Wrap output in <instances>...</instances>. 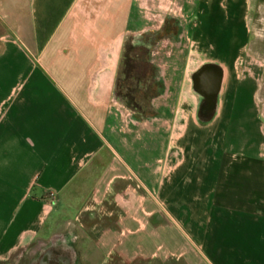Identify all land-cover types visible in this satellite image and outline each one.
Listing matches in <instances>:
<instances>
[{"label":"crops","instance_id":"0c3cea01","mask_svg":"<svg viewBox=\"0 0 264 264\" xmlns=\"http://www.w3.org/2000/svg\"><path fill=\"white\" fill-rule=\"evenodd\" d=\"M196 13L247 18L242 0H0V263L59 238L69 264H264V131L253 88L258 138L237 139L239 57L207 60L223 71L208 118L179 52L206 33L158 43L152 112L116 94L125 37Z\"/></svg>","mask_w":264,"mask_h":264},{"label":"rangeland","instance_id":"374dc122","mask_svg":"<svg viewBox=\"0 0 264 264\" xmlns=\"http://www.w3.org/2000/svg\"><path fill=\"white\" fill-rule=\"evenodd\" d=\"M244 15L246 13L247 18L242 16V21L237 20V26L233 28L222 27L220 29H212L208 17L198 15L197 13L191 17V25L187 24L185 29H182L180 25V17H166L162 19V23H159L158 28H150L142 33L128 34L123 40L122 47L118 51V57L116 59L115 71H116V94L118 97L126 103V98L123 94L131 91L136 94L137 100H145L147 96H151L154 91V65L150 62L154 52H156L162 43L168 41L169 37L176 35V33H182L191 39L200 37L201 33H206L205 41L201 42L202 45L195 43L182 45L179 52L181 54L188 53L191 58L193 69L195 70L198 66L202 65L208 59L214 57H222L230 60L234 56L239 57L237 68L242 69L243 73L245 69L250 70L253 74L244 73L242 84L240 85L239 98L235 109L237 121L241 120L242 129L237 126V139L242 143H249L253 145L258 138V127L254 123V105L251 101L252 92L253 100L256 102L259 108V114L262 119V128L264 131V0H242ZM133 14L138 17L137 4L133 2ZM191 8H187V12ZM180 16V13L177 14ZM246 19V22H245ZM198 24V27H197ZM196 26V29L193 27ZM217 33H219L224 39L220 43L217 40ZM161 41V42H160ZM149 43L150 45H145ZM131 45V46H129ZM164 47V45H162ZM127 55L131 63L135 66L131 74L142 73L145 74L138 81L136 77L128 78L126 74ZM227 65L230 62H226ZM239 64V65H238ZM246 70V71H247ZM256 75V77L254 76ZM152 83V84H151ZM151 86L150 92L147 94L146 89ZM139 90L141 91L139 93ZM196 106V110L200 117L203 118ZM141 110L144 113L152 112L149 108H145L141 104ZM163 111V110H162ZM166 111V110H164ZM196 111V112H197ZM200 122H203L200 119ZM196 125L190 123V129H195ZM235 134V133H234ZM248 144V146H250ZM59 239V238H58ZM46 241L44 247L40 250V253L48 248L49 246H65L64 241L60 240ZM68 241V240H67ZM68 247L74 248V244L70 241L67 242ZM34 255V259H38L39 254ZM32 257L25 251L16 254L9 260L0 264H27L28 258ZM33 260V259H32Z\"/></svg>","mask_w":264,"mask_h":264},{"label":"flooded vegetation","instance_id":"af4514ba","mask_svg":"<svg viewBox=\"0 0 264 264\" xmlns=\"http://www.w3.org/2000/svg\"><path fill=\"white\" fill-rule=\"evenodd\" d=\"M212 71H222V67L218 62L206 61L202 65L198 66L192 73V84L196 92L201 97L199 111L203 118H208L215 109H211L210 106L213 100L217 101L218 95L213 96L205 87L204 82L206 75ZM71 254L68 251L56 250L52 247H48L43 253L39 254L37 264H69Z\"/></svg>","mask_w":264,"mask_h":264},{"label":"trees","instance_id":"16d2710c","mask_svg":"<svg viewBox=\"0 0 264 264\" xmlns=\"http://www.w3.org/2000/svg\"><path fill=\"white\" fill-rule=\"evenodd\" d=\"M145 45L149 46L150 44L146 43ZM129 46H131V45H129ZM126 63H127V68H128V69H126V74H127L128 78L136 77L138 79V81H140L141 79H144L143 76L145 74H142V73H137V74H134V75H133V73L131 74V72H133V69H135V66L133 65V63H131L128 55H127V58H126ZM151 86L152 85H150L146 89V93L147 94L150 92ZM123 96L126 98V103H127L128 108H130L132 111H136V112H138L140 114L143 113V111L141 110V104L137 100V96H136L135 93H133L131 91H128L127 93L123 94Z\"/></svg>","mask_w":264,"mask_h":264},{"label":"water","instance_id":"95a60500","mask_svg":"<svg viewBox=\"0 0 264 264\" xmlns=\"http://www.w3.org/2000/svg\"><path fill=\"white\" fill-rule=\"evenodd\" d=\"M222 80H223V71H212L209 74L206 75V79L204 82V87L213 95L216 96L221 90L222 86ZM201 94H203L201 91L198 90ZM204 95V94H203ZM216 107V100L212 101V104L210 106L211 109H215Z\"/></svg>","mask_w":264,"mask_h":264}]
</instances>
